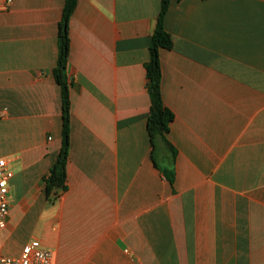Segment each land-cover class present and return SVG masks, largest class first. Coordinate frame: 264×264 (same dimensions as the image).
I'll list each match as a JSON object with an SVG mask.
<instances>
[{"label": "crops", "instance_id": "0c3cea01", "mask_svg": "<svg viewBox=\"0 0 264 264\" xmlns=\"http://www.w3.org/2000/svg\"><path fill=\"white\" fill-rule=\"evenodd\" d=\"M64 4L0 0V158L13 171L0 254L20 255L24 224L52 264H264V0H170L160 60L175 157L160 142L157 165L145 64L161 0H77L67 190L48 199Z\"/></svg>", "mask_w": 264, "mask_h": 264}, {"label": "trees", "instance_id": "16d2710c", "mask_svg": "<svg viewBox=\"0 0 264 264\" xmlns=\"http://www.w3.org/2000/svg\"><path fill=\"white\" fill-rule=\"evenodd\" d=\"M170 0H161V9L157 18L156 27L151 34L149 42V60L145 64L147 77V90L150 96V113L148 116V131L151 142V157L155 161V152L158 144L165 143L173 152L175 157V148L169 143L167 134L170 124L174 119L173 112L167 108L163 102L161 90V60L160 49H170L173 46L171 35L165 29V16L169 8ZM77 0H65L62 10V17L58 24V59L53 75L56 82L61 88V106H62V145L58 156L51 166L49 173L44 178L47 198L58 196L61 192L67 190V162L69 157L70 146V86L71 82L68 77L69 64V22L73 11L75 10ZM168 180L173 182L174 173L171 170L164 169Z\"/></svg>", "mask_w": 264, "mask_h": 264}, {"label": "built area", "instance_id": "2783aa9c", "mask_svg": "<svg viewBox=\"0 0 264 264\" xmlns=\"http://www.w3.org/2000/svg\"><path fill=\"white\" fill-rule=\"evenodd\" d=\"M12 177L13 171L8 167L7 160L0 158V230L7 226L11 210L8 194ZM52 262L53 252L43 247L38 239H33L26 244L18 256L0 254V264H52Z\"/></svg>", "mask_w": 264, "mask_h": 264}, {"label": "rangeland", "instance_id": "374dc122", "mask_svg": "<svg viewBox=\"0 0 264 264\" xmlns=\"http://www.w3.org/2000/svg\"><path fill=\"white\" fill-rule=\"evenodd\" d=\"M23 228L17 229L12 237V243L16 244H24L25 242H29L34 237L37 236V232L32 231L31 229L24 228V224L22 225Z\"/></svg>", "mask_w": 264, "mask_h": 264}]
</instances>
